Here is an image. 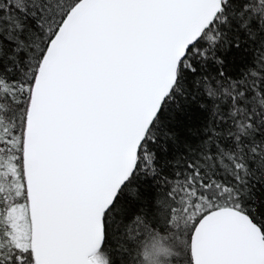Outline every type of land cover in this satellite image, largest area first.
<instances>
[{
  "label": "snow or ice",
  "instance_id": "6c2138e0",
  "mask_svg": "<svg viewBox=\"0 0 264 264\" xmlns=\"http://www.w3.org/2000/svg\"><path fill=\"white\" fill-rule=\"evenodd\" d=\"M0 264H264V0H0Z\"/></svg>",
  "mask_w": 264,
  "mask_h": 264
}]
</instances>
